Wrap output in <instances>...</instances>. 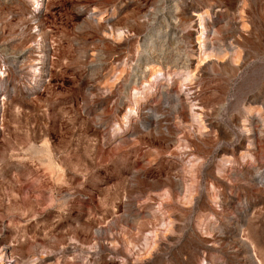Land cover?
<instances>
[{"label": "rangeland", "instance_id": "obj_1", "mask_svg": "<svg viewBox=\"0 0 264 264\" xmlns=\"http://www.w3.org/2000/svg\"><path fill=\"white\" fill-rule=\"evenodd\" d=\"M0 264H264V0H0Z\"/></svg>", "mask_w": 264, "mask_h": 264}, {"label": "bare ground", "instance_id": "obj_2", "mask_svg": "<svg viewBox=\"0 0 264 264\" xmlns=\"http://www.w3.org/2000/svg\"><path fill=\"white\" fill-rule=\"evenodd\" d=\"M201 22V21H200Z\"/></svg>", "mask_w": 264, "mask_h": 264}]
</instances>
